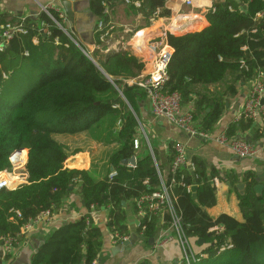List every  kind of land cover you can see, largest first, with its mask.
Returning <instances> with one entry per match:
<instances>
[{
	"label": "trees",
	"instance_id": "obj_1",
	"mask_svg": "<svg viewBox=\"0 0 264 264\" xmlns=\"http://www.w3.org/2000/svg\"><path fill=\"white\" fill-rule=\"evenodd\" d=\"M104 1L90 0L92 10L104 23L102 30L96 28L98 42L104 32L120 29L105 26L109 18ZM134 1H140L139 9L149 17L157 10L155 17L171 15L166 0H131L122 7L135 11ZM205 15L208 24L201 29L167 32L166 42L173 51L165 88L181 94L183 108L192 103L195 127L209 132L224 113L228 97L238 94V83L264 72V0H212ZM42 21L49 28L48 34L39 30ZM26 23L29 32L14 37L0 52V172L12 169L13 151L28 150L27 182L0 191V235L19 234L30 218L44 210L58 212L64 199L77 188L86 213L38 242L30 264H92L99 258L103 243L102 231L92 220V207L108 209L107 225L118 239L116 234L124 237L128 233L123 201L133 200L138 211L137 199L160 186L152 155L137 157L139 149L134 147L139 105L147 92L124 82L138 77L145 63L129 47L119 46L96 60L97 66L89 58L95 59V55H86L74 35L78 45L45 12ZM35 36L38 43H33ZM228 76L231 80L221 94L202 93L201 89ZM105 119L113 120L112 127L117 121L121 123L117 139L123 147L113 157L116 175L96 179L90 170L65 168V146L54 135L85 131ZM252 123L240 117L229 124L227 135L238 136ZM132 156L137 159L135 166L123 163ZM194 164L196 178L183 169L178 177H182V184L174 189L187 236L204 239L203 244H207L204 253L208 256L193 264H264V187L261 194L255 192L259 183L255 174L245 173L244 193L237 191L242 220L228 213L211 216L206 208L216 204V189L203 162L196 159ZM228 180L232 186L236 182L232 176ZM193 185H198V202L190 190ZM164 219L166 228L168 214ZM142 225H146L145 239L155 237L159 214L146 212ZM216 226L223 230L210 231ZM25 238L19 236L21 242ZM225 244L232 248L218 255Z\"/></svg>",
	"mask_w": 264,
	"mask_h": 264
},
{
	"label": "crops",
	"instance_id": "obj_2",
	"mask_svg": "<svg viewBox=\"0 0 264 264\" xmlns=\"http://www.w3.org/2000/svg\"><path fill=\"white\" fill-rule=\"evenodd\" d=\"M64 1L0 0V20L5 21L11 18L17 20L20 16L34 19L41 11L42 5L55 2L58 7H62L64 10ZM70 1H72L73 17L67 16L64 26L84 46V51L87 54L102 58L103 54L119 46L129 47L132 53L145 63L144 70L141 73L143 75H147L155 69V59L162 48V45L158 44L155 38L162 36L166 27L173 26L175 19L177 20L185 15L186 18H183V21L195 19L194 26L187 31L201 29L208 24L205 14L212 7V0H193L192 6L186 5L184 0H166L165 6L171 11V15L156 17L152 20V16H147L139 9L141 6L140 1L133 2L135 6V11H133L122 7V3H125L124 0H105L103 5L108 8L106 14L109 18L105 26L110 25L120 29L108 30L109 35L106 36L103 43H100L96 38V27L100 18L92 10L90 0ZM137 2L139 5H136ZM189 22L191 23V21ZM230 80L231 77L228 76L224 81L209 85L201 91L202 93L221 94ZM250 82L242 81L238 83V94L234 97H228L224 113L213 129L207 132L208 136L206 138L192 137L166 118L154 116L149 108L147 95L139 105L138 127L134 136V140L137 139L139 144L136 148L139 149L136 152L137 157L150 153L162 176L168 178L174 156L173 145L176 142L186 144L187 163L183 169H188L191 175L192 173L195 174L194 160L197 159L203 162L210 182L216 189V204L207 207L211 216H217L220 213H228L233 216V213L225 209L227 206L224 207L223 211H217L216 206L223 200V204L236 201L239 207L236 184L244 183L242 179L245 173H254L256 178H261L260 182L264 181V116L252 121L251 127L238 135L248 141L253 138L251 144L254 145L257 151L254 157L239 158L228 145L221 144L216 140L222 132L227 130L230 123L240 119L238 116L243 110L249 94L251 87L248 84ZM185 107L195 108L192 103L185 104ZM112 123V119H105L101 120L99 125H94L85 131L74 134L60 133L65 134L60 136L61 139L56 138L65 146L67 153L64 167L90 170L96 179H101L108 174L110 175L112 171H116L113 165V157L115 152L123 147V144L117 139V132L121 123L117 121L114 127L111 126ZM24 150L25 153H22L24 154L22 158H24L23 162H27L28 150ZM124 160H122L123 163ZM192 176L194 179L196 178V174ZM230 176L236 178L233 186L228 180ZM11 179L14 180L13 187L27 182L28 171L26 165L15 169L11 173ZM123 206L125 208L124 224L128 230L127 235L124 236L125 239L114 238V234L107 225L108 209L102 207L91 210L93 223L101 229L103 241L99 258L92 264H172L181 259V248L176 242L156 247L155 241L151 244L149 240L144 238L141 231H139L143 216L135 209L133 200L125 202ZM85 213L86 208L77 188H75L64 199L60 210L53 213L50 221L40 223L31 229L25 240L18 245L13 256L7 258L0 247V264H10L17 256L22 259V262H18V264H28V261L30 264L32 253L36 251L34 247L37 246L38 242L41 244L43 239L48 238L51 232L71 221L80 219ZM164 215L159 214V227L155 239L164 228ZM125 241L128 244L125 245ZM197 241V239L191 238L194 250L196 252L204 251L207 244H199Z\"/></svg>",
	"mask_w": 264,
	"mask_h": 264
},
{
	"label": "built area",
	"instance_id": "obj_3",
	"mask_svg": "<svg viewBox=\"0 0 264 264\" xmlns=\"http://www.w3.org/2000/svg\"><path fill=\"white\" fill-rule=\"evenodd\" d=\"M124 1L125 3L131 2V0ZM184 3L188 6H192L194 2L193 0H184ZM136 5H139V3L137 2ZM41 12H45L56 23V25L63 29L70 39L78 45L77 41L72 36V33L64 26V21L67 20V14L62 7H58L55 2H49L48 4L41 6V11L37 16H39ZM104 12L107 13L108 8L105 7ZM157 13H159V10H157L152 16V20L156 18L155 16ZM261 15V13H258V16ZM58 18L61 19V21H59ZM183 18H186L185 15H183V17L181 16V18L179 17L177 20L175 19L173 26L166 27L162 36H157L155 38L156 42L162 45V48L156 56L154 71L147 75L140 74L133 79H125L124 82L129 85H138L147 92L149 108L154 116L166 118L172 124L187 132L192 137L200 136L206 138L208 136L207 132L195 127V108H183L181 94L177 91L170 92L165 88L166 82L169 78L167 66L173 51L172 47L166 42V34L167 32L182 34L195 24V19L182 22ZM27 19L28 18L25 16H20L17 20H0V52H3L7 48L9 42L14 37L23 36L29 32V28L26 25ZM189 21H191V23ZM178 22H180V24H177ZM96 28L97 30H102L104 28L102 19L97 23ZM39 30L47 34L49 33V28L43 21L39 24ZM109 33V31H106L100 36V43L105 41V38ZM38 41L39 38L35 36L33 38V43H38ZM25 53L28 54V51ZM109 80L115 85L111 78ZM251 84L244 108L240 112L238 118L243 117L255 121L264 116V102H262V100H264V72L253 78ZM216 140L221 144L228 145L231 151L239 158L254 157L257 153L255 147L246 138L241 136H229L227 135L226 130L222 132ZM138 146V140L135 139L134 147L138 148ZM173 149L174 156L169 169L168 178H164L158 166H156L160 178V186L157 190L144 194L138 198L137 208L138 213L142 216H144L146 212L150 214H168L170 217L169 225L160 231L158 237L155 239V246L162 247L167 243L176 242L181 248L182 253L181 259L178 262L180 264H193L208 255L204 253V251L196 252L194 250L191 238L187 236L185 231L181 209L178 205L174 189L177 184H182V177H178L187 163V146L184 143L176 142L173 145ZM23 150L24 149H17L10 155L13 170H4L0 172V191L4 188L14 189L17 187H13L14 180L11 179V173H13L15 169L26 165V162H23L24 158H22V156L24 157V154H22L24 152ZM114 175H116V171L110 173V177ZM93 209H95L94 206L92 207V210ZM52 215L53 213L51 210H44L36 217L30 218L22 226L19 234L0 235V247L4 254L13 255L18 245L22 243L19 240V236L26 237L35 226L50 221ZM145 228L146 225H142V235ZM211 230L220 232L223 230V227L216 226L211 228L210 231ZM116 237H119V239H125V237L119 236L118 234H116ZM230 248H232V245L225 244L218 251V255Z\"/></svg>",
	"mask_w": 264,
	"mask_h": 264
},
{
	"label": "water",
	"instance_id": "obj_4",
	"mask_svg": "<svg viewBox=\"0 0 264 264\" xmlns=\"http://www.w3.org/2000/svg\"><path fill=\"white\" fill-rule=\"evenodd\" d=\"M71 6H72V1H70V0H65V1H64V11L66 12L67 16H69L70 18L73 17V12H72ZM86 55H88V54L86 53ZM88 56H89V55H88ZM89 58H90V59H91V60H92L97 66H99L98 63H97L92 57L89 56ZM248 85L251 87V85H252L251 82H250ZM262 102H264V100H262ZM249 142L253 143V140H252V139H249ZM124 163H125V164H129V165H133V166H135V164H136V157H135V156H132L131 158L125 159V160H124ZM192 175H195V174L192 173ZM256 179H257V181H258L259 183L255 185L254 189H255V192H256L257 194H261L262 191H263V187H264V185L260 182V181H261V178H256ZM236 188L238 189V191H239L240 194H243V193H244V189H245V183H238V184H236ZM70 189H73V186H72V185L70 186ZM196 191H197V185H193V186L191 187V192H192V195H193L194 200H195L196 202H198V198H197ZM124 203H125V202L123 201V204H124ZM154 241H155V238H154V237L149 238V242H150L151 244H153ZM203 242H204V239H199V240H198V243H199V244H203ZM124 244L126 245V244H128V242L125 241ZM37 251H38V249H36L35 252H37ZM32 257H33V255H32ZM31 259H32V258H31ZM18 262H22V259H21L20 257L17 256V257H15V258L13 259V261H12L10 264H18ZM25 263H26V262H25ZM28 264H29V261H28Z\"/></svg>",
	"mask_w": 264,
	"mask_h": 264
},
{
	"label": "rangeland",
	"instance_id": "obj_5",
	"mask_svg": "<svg viewBox=\"0 0 264 264\" xmlns=\"http://www.w3.org/2000/svg\"><path fill=\"white\" fill-rule=\"evenodd\" d=\"M94 60L95 61L99 60V58L95 56ZM61 135L63 136L65 134H55L54 137L57 138V139H61V137H60ZM23 151H25V150H23ZM226 206H227V208H225V209L228 212L233 213L234 217H236L239 220H242V214H241V212L239 210V207H238L236 201H233V203H232V201H229L228 204H223V200H222V202H219L218 205L216 206L217 207V211H223L224 207H226ZM207 212H208V208H207ZM214 263L215 262H212V261H206L205 262V264H214Z\"/></svg>",
	"mask_w": 264,
	"mask_h": 264
},
{
	"label": "bare ground",
	"instance_id": "obj_6",
	"mask_svg": "<svg viewBox=\"0 0 264 264\" xmlns=\"http://www.w3.org/2000/svg\"><path fill=\"white\" fill-rule=\"evenodd\" d=\"M187 18H189V17H187ZM182 22H184V21H182ZM177 24H180V23H177ZM251 143V142H250ZM254 146V145H253ZM3 254H4V252H3ZM6 257H11V256H13V255H6V254H4Z\"/></svg>",
	"mask_w": 264,
	"mask_h": 264
}]
</instances>
